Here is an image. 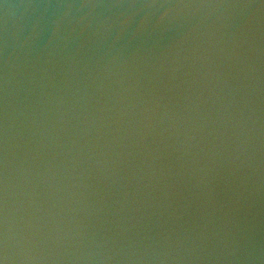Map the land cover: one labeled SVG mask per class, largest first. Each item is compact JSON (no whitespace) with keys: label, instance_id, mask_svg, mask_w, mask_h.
Masks as SVG:
<instances>
[{"label":"water","instance_id":"1","mask_svg":"<svg viewBox=\"0 0 264 264\" xmlns=\"http://www.w3.org/2000/svg\"><path fill=\"white\" fill-rule=\"evenodd\" d=\"M0 264H264V0H0Z\"/></svg>","mask_w":264,"mask_h":264}]
</instances>
